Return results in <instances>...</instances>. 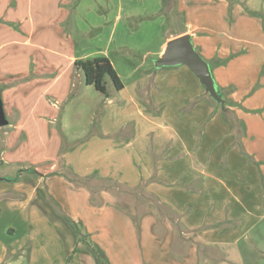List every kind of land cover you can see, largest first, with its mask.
Masks as SVG:
<instances>
[{"label": "crops", "instance_id": "crops-1", "mask_svg": "<svg viewBox=\"0 0 264 264\" xmlns=\"http://www.w3.org/2000/svg\"><path fill=\"white\" fill-rule=\"evenodd\" d=\"M168 3L181 28L166 44L191 35L224 106L186 66L132 70L126 82L110 58L128 48L122 37L113 45L121 10L92 45L99 25L75 21L83 0H0V220L8 237L26 233L0 240V264L16 254L66 264L64 215L111 264H245L264 222V0ZM97 57L124 88L79 103L89 86L75 63ZM171 94L179 113L147 109ZM78 242L69 264H96Z\"/></svg>", "mask_w": 264, "mask_h": 264}, {"label": "rangeland", "instance_id": "rangeland-1", "mask_svg": "<svg viewBox=\"0 0 264 264\" xmlns=\"http://www.w3.org/2000/svg\"><path fill=\"white\" fill-rule=\"evenodd\" d=\"M75 1L80 2V0ZM161 1L162 0H83V4L80 5L75 21L80 25L82 23L88 24L89 22L99 25L89 36L90 42L93 45L96 42H101L108 38L112 27L116 24V14L121 10L120 14L122 20L117 25V31L115 30L114 32L113 45H116L122 37L124 42L128 43V48L124 49L123 52H119V54L113 52L110 58L115 64L118 72L125 78L126 82H128L129 77L127 75L132 70H136L135 77L143 74L155 73L156 68L154 64L155 61L160 58V51L164 50L167 46V36H171L181 28L179 27V23L176 22V20H172L167 12L170 8L168 0L165 4L163 3L162 12H159L162 8ZM104 44L105 42L99 43L98 46ZM130 46L135 48L129 49ZM169 69L171 68H166V70ZM171 70H175V68ZM106 83L107 87L112 89L113 84L110 78H106ZM148 83L149 87L155 85L154 78L150 79ZM84 89L85 86L77 92L79 103H88L93 99L94 95L99 94L94 86H89L88 91ZM180 97L181 96L178 94L167 95L164 97L165 104L162 108L154 105L146 107L152 114L158 116H160V112H158V109H160V111L162 110V112H165V117H167V115L179 113V111L175 109V105L178 103ZM184 107H186V104ZM181 111L184 113V108ZM7 213L9 215V220H12V218L16 216V211H8ZM2 220H6V218L2 217L0 220V240L6 243L7 246L23 242V233L26 234L25 231L18 230L15 237H8V231L4 229L5 225L2 224ZM68 228L75 243L73 242L74 249L73 252L67 256L66 264H69L74 259L75 255L79 253L77 236L71 226L68 225ZM252 240L256 243L255 247L249 244L253 243V241H249L243 246L245 264H264V222L257 232L254 233ZM82 243L86 249L91 248H88L84 239ZM89 251L90 250H88L87 254L91 255ZM92 257L97 264L95 257ZM3 264L28 263L26 256L24 259H20L16 254V256L7 257Z\"/></svg>", "mask_w": 264, "mask_h": 264}, {"label": "water", "instance_id": "water-1", "mask_svg": "<svg viewBox=\"0 0 264 264\" xmlns=\"http://www.w3.org/2000/svg\"><path fill=\"white\" fill-rule=\"evenodd\" d=\"M156 68H169L186 66L199 79L205 92L218 104L225 103L216 86L209 64L201 57L195 49L192 37L189 34L177 37L168 42L166 51L162 57L155 61ZM8 125L3 103L0 100V128Z\"/></svg>", "mask_w": 264, "mask_h": 264}, {"label": "trees", "instance_id": "trees-1", "mask_svg": "<svg viewBox=\"0 0 264 264\" xmlns=\"http://www.w3.org/2000/svg\"><path fill=\"white\" fill-rule=\"evenodd\" d=\"M75 68L82 73L87 86H94L98 92L104 95L108 94L106 78H110L115 91L119 92L124 88V84L113 64L106 57H97L93 59L77 61L75 63ZM60 217L64 220V222L73 228L78 241L82 242L84 238L82 237L77 224H75L65 215ZM84 242L87 244L88 248L91 247L90 249H86V252L90 250L89 253L95 257L97 264H111L105 252L100 247L89 243L85 239Z\"/></svg>", "mask_w": 264, "mask_h": 264}]
</instances>
